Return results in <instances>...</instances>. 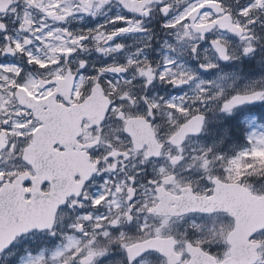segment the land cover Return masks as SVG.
Wrapping results in <instances>:
<instances>
[{
    "label": "snow or ice",
    "instance_id": "1",
    "mask_svg": "<svg viewBox=\"0 0 264 264\" xmlns=\"http://www.w3.org/2000/svg\"><path fill=\"white\" fill-rule=\"evenodd\" d=\"M0 264H264V0H0Z\"/></svg>",
    "mask_w": 264,
    "mask_h": 264
}]
</instances>
